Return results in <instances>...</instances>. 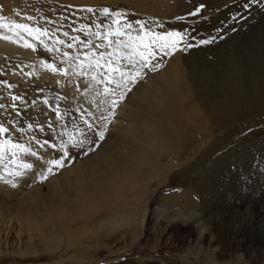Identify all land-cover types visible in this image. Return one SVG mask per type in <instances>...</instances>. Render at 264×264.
<instances>
[{
    "label": "rangeland",
    "instance_id": "1",
    "mask_svg": "<svg viewBox=\"0 0 264 264\" xmlns=\"http://www.w3.org/2000/svg\"><path fill=\"white\" fill-rule=\"evenodd\" d=\"M200 4L204 5L201 12L189 15ZM104 8L109 14L102 11ZM113 13L122 14L119 27L133 37L140 33L141 24L153 32L181 31L186 35L171 55L158 52L147 67L141 68L138 57L135 62L129 60L133 49L127 36H112L111 44L104 39L117 27ZM0 17V23L9 26L29 24L47 31L37 39L22 30L17 35L9 27L0 28V125L8 128L0 133V142L11 140L30 150L16 149L14 157L5 151L0 158L1 252L13 244L22 246L14 235L19 229L15 223L20 207L27 204L23 199L29 191L40 192L39 199L32 202L33 210L57 205L61 197L75 198L72 191L58 196L50 185L79 167L84 154L102 148L92 157L95 162L105 156L113 159L127 147L135 148L131 143L138 144L136 139L130 143L124 133L128 107L135 93L149 90L171 138L167 147H157L162 153H152L147 161L152 166L148 174L154 172L155 176L147 175L130 184L126 199L138 209L139 218L147 210L145 226L140 229L131 224L103 235L105 228L97 235L89 233L86 240L91 246L77 255L84 264H264V230L257 233L259 222L255 219V213L264 210V93L252 92L251 81L240 89L225 86L224 78L229 75L225 66L231 62L219 66L209 63L216 69L209 73L213 72L209 82L211 102L215 103L209 117V105L204 108L200 104L187 62L190 56L208 58L210 53L217 55L210 60L224 61L229 51L237 50L240 38L249 35L257 21H263L264 0H0ZM125 24L132 27L124 28ZM7 34L11 40L3 39ZM201 40L213 42L201 44ZM25 41L33 47H25ZM187 44L192 47H185ZM109 61L121 71L140 70V78L128 84L130 91L116 83L119 73H114L113 82L108 83ZM46 64L55 65L57 71ZM220 70L224 75L218 74ZM105 87L110 92L106 93ZM120 92H125L123 100L118 98ZM226 93L232 98L239 95L238 102L225 100ZM17 96L20 99H14ZM112 112L101 140L98 133L106 123L103 118ZM59 158H63L64 166L54 168L53 174L41 181L48 161ZM224 160L219 173L217 166ZM21 163L33 167L24 169ZM16 171L23 175H13ZM171 193L180 194L174 206L178 213L192 214L190 219L167 220L169 214L177 213L169 212V202H174ZM189 197L196 199L193 207L186 201ZM121 199L114 201L118 204ZM98 203L113 205L106 199ZM155 208L167 209L156 215ZM53 219L57 228H63L58 232L57 256L67 243L73 244L67 252L75 253L71 251L83 224L96 225L88 216L73 225L65 217ZM119 248L125 253L116 261L111 251Z\"/></svg>",
    "mask_w": 264,
    "mask_h": 264
},
{
    "label": "bare ground",
    "instance_id": "2",
    "mask_svg": "<svg viewBox=\"0 0 264 264\" xmlns=\"http://www.w3.org/2000/svg\"><path fill=\"white\" fill-rule=\"evenodd\" d=\"M87 1L97 2V0ZM115 1L117 0H112V2ZM262 22H264V19L263 21H257V24L254 25L255 28L250 31L249 35L243 38H240L239 36L241 40H239L240 43L236 48L237 50H231L229 52L226 51L225 53H228L224 56V61L217 62L215 60L217 58L214 59L215 61L210 60L209 57L214 58L217 56L214 53H210L207 56L208 58L200 55H196L195 57L190 56L188 58L187 62L190 64L189 74L193 79L192 82H195V93L201 97L199 98V102L204 108L209 105L207 110L209 117H212L211 114L214 112L215 108V103L211 102L213 89L212 84L209 82V78L213 72L211 74L209 73L216 70L215 67L209 65V63L219 66V64H226V61L231 62L228 66H225L226 70H228L226 73L229 72V75L224 78L225 86L228 85L231 89H236L241 85L248 84L251 81L252 92L262 91V94L264 93V23ZM234 40L237 41L235 38ZM221 51L223 50L220 49L219 52ZM184 64L188 63L184 61ZM224 73L225 72H223V70H220L218 74L224 75ZM170 78L172 79V77ZM254 88L257 90H254ZM134 96H136V98H134L133 102H130V106L128 107L129 109L126 117L127 122L126 128H124V133L129 136L128 138H130V143L133 142L131 140L132 138L136 139L138 144L134 142L131 143V145L135 148H132L131 146L127 147L126 151L125 149L122 150L113 159L105 156L104 159H101V161L97 159L95 162L91 161L92 157H96L103 150L102 148L96 153L94 152L86 156L84 154L82 160H80L81 162L79 161L81 165H77L79 167L76 169L73 167L70 171L65 172L63 175L61 174L62 176L60 178H57L55 181L53 180L54 183L51 179L53 184L51 183L52 185H50V187H54L53 191H56L58 196L72 191L75 192V198L71 199L69 197L70 199H68L61 197V200H58L57 205L52 204L50 206L48 205L49 207L47 208L45 207L39 210H33L32 202L39 199L38 196L40 192H36V190L35 192L33 190L29 191V195L25 196L23 199V201L25 200L27 204L24 207H20V210L17 213L18 220L15 223L16 228L19 227V229L14 235L18 238L19 245L22 246L19 247L13 244L11 249L6 250L5 252L0 251L1 263L62 264L67 262L64 264H84L81 260L82 258H79L81 255L79 256L77 254H79L78 251H81V249L84 250L85 248L91 246L89 241L86 240V238H89L86 237L89 233H95V235H97L102 232L101 230H103V228H105L106 230L101 233V235H103L105 233H111V229L119 227L123 228L124 226H131V224L132 226L134 225L143 229L147 220V210L144 211L145 213L142 212L143 214H141L142 216L140 218L136 215L137 208L135 209V206L131 202L127 201L130 184L133 182L137 183V181L139 182V180L144 179L147 175H149V177L151 176V178L155 176L154 172L148 174V171L151 170L152 166L150 167L151 163L148 165L147 161L151 160L150 156L152 153H157L158 155L162 153L159 152L157 147H167L170 142L171 135L162 123L164 117H162V115H158V104L153 103L151 97L152 95L149 90H139ZM231 96L233 95L226 93L224 99L229 100L228 102L236 104L238 102L236 98L239 95H236L234 98ZM239 102H243V99ZM137 125H140L143 128L139 129ZM225 161L226 160L218 164L217 172L222 170L223 167L220 166L225 165ZM156 167L158 171L159 167ZM140 172H143L146 175H142ZM132 185L135 184L133 183ZM179 195L180 194L177 193H171V199L174 202H169L172 204H170V211H168L172 212V210H177V213L169 214L167 217V220L169 221L177 219L185 220L192 217V214H185L183 212L178 213L179 208L177 209V207L174 206V203L177 202L176 197ZM119 198L123 199H121L120 203L116 204L115 201L119 200ZM166 198L167 196L164 195L163 199L166 200ZM104 199H106L109 204L111 201L113 205H108L107 207L103 206V203L99 205L98 202H102ZM195 200L196 199L193 197L187 198L186 201L189 204V207H193L195 205ZM24 204L25 202L23 205ZM166 209L167 208H155L154 211L156 215H160L161 212ZM96 213L98 215H95ZM93 215L97 216V218L95 219V216ZM53 216L58 218L65 217L64 220L69 225H73L74 221L76 224V221L83 216H88L92 217L93 221L96 222V225L95 227H87V225L83 224L81 226V234L77 239H75L77 247L75 246L76 248L74 247V250L71 251L75 253L70 254V252H67L66 249L73 246V244L67 243V247L62 252L60 250L61 253L57 256L58 251H56V248H58L60 244L58 242V232H61L60 229L63 228L60 227L58 223V228L56 227L57 221H54ZM256 218L259 222L257 233H260L264 230L262 227L264 225V210L261 209L257 211L255 213V219ZM64 226H66V224H64ZM79 246H82V248H79ZM66 252L67 255H64ZM111 252L116 261L125 253L124 251H121V249L120 251L112 249ZM75 258H77V260ZM83 259H85L84 256ZM14 260L19 263H13L12 261Z\"/></svg>",
    "mask_w": 264,
    "mask_h": 264
},
{
    "label": "snow or ice",
    "instance_id": "3",
    "mask_svg": "<svg viewBox=\"0 0 264 264\" xmlns=\"http://www.w3.org/2000/svg\"><path fill=\"white\" fill-rule=\"evenodd\" d=\"M247 7V5H245ZM204 8L203 4H200L198 7L195 8L194 11L190 12L189 15L196 16L198 15L201 10ZM87 11L91 12L92 8H88ZM102 11L107 15L109 14V9L104 8ZM113 15L116 17L113 21L114 24L117 25V27L113 31H109L105 34L104 39L109 42V44L112 43L111 37L112 36H127L130 45L133 49L132 53L129 54V60L130 62H135V58H139V64L140 67H147L151 60L157 55V53H162L163 55H171L174 51H176L181 44V42L184 40V37L186 33L181 31H159V32H153L151 29L146 28L144 24L140 25V33H138L135 37L131 36L129 32L124 31L121 27H119L121 23L122 14L121 13H113ZM177 19H183V17H177ZM3 20V17H0V21ZM139 23V22H138ZM9 27L10 31H15L17 35H19V31L22 30L23 32H26L29 36H34L35 38L39 39L42 35H47V31L43 30L39 27H32L29 24H14L13 26L6 25L4 23H0V28ZM124 28H131V24H125L123 26ZM3 39L11 40V36H4ZM214 39V38H213ZM212 40H201V44H207L212 43ZM25 47H33V45L27 41H25ZM71 47V45H69ZM185 47H192L191 44H187ZM96 66L99 67V61H96ZM45 67L51 69L52 71H57V68L53 64H46ZM108 68V76L109 80L108 83H112L113 80L111 79L112 75L114 73H119L120 80L116 83L118 85H121L124 87L126 91H130L131 89L128 88L129 83H134L138 78L141 76V72L139 69H137L135 72H125L121 71L119 67L113 66L111 61L107 63ZM95 79V77H93ZM104 91L106 93L110 92V89L105 87ZM112 95H116L114 91H112ZM125 96V92H120L118 94L119 100H123ZM14 99H20V97H14ZM117 104V101H112V106L115 108ZM60 113L57 112V116H59ZM114 115V112L109 113V117H104L106 123L103 125V128L101 131H99L98 135L101 140L104 139L105 132L107 131V122H110V117ZM8 131V128L0 125V133H6ZM70 140L74 141V138H70ZM79 144H83V141L77 142ZM62 149L64 146H61ZM19 149L22 152H28L30 151L28 148H26L24 145H19L16 143H13L11 140H4L3 142H0V158L3 157L5 151H10L13 155V157L16 155L15 150ZM35 155V153H33ZM67 150L64 149V156H67ZM12 163L15 164L16 160L13 159ZM49 167L45 172H42L40 174V180H46L49 175L53 174L54 168H62L64 166V160L63 158L59 159H52L48 161ZM21 167L24 169H30L33 167L32 164L29 163H21ZM15 176H21L23 175L22 172L16 171L12 173Z\"/></svg>",
    "mask_w": 264,
    "mask_h": 264
}]
</instances>
